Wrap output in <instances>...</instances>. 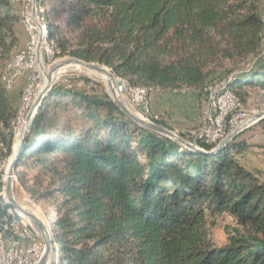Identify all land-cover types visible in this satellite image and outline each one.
Returning a JSON list of instances; mask_svg holds the SVG:
<instances>
[{"label": "trees", "instance_id": "obj_1", "mask_svg": "<svg viewBox=\"0 0 264 264\" xmlns=\"http://www.w3.org/2000/svg\"><path fill=\"white\" fill-rule=\"evenodd\" d=\"M36 2L55 56L105 65L148 99L157 90H200L212 70L227 65L234 97L244 103L254 89L264 99V0ZM20 3L0 0L5 156L14 109L3 73L18 40ZM196 143L205 152L137 124L105 91L53 84L15 169L47 220L50 264H264V180L239 162L244 141L235 137L218 149ZM2 186L0 220L10 224L18 220ZM223 214L238 227L216 245L208 218Z\"/></svg>", "mask_w": 264, "mask_h": 264}, {"label": "rangeland", "instance_id": "obj_2", "mask_svg": "<svg viewBox=\"0 0 264 264\" xmlns=\"http://www.w3.org/2000/svg\"><path fill=\"white\" fill-rule=\"evenodd\" d=\"M16 2H22L19 5H17V8L19 9V13L21 17H26V10H27V3L25 0H17ZM35 6V18H38V25L41 27L39 32V43L41 47L39 46L37 48V55H36V65H37V79L31 82V88L28 92L29 100H25L24 98V92L25 89L28 87L27 79L24 76H20L16 83L11 86L10 89H8V95L10 98V104L12 105L14 109V117L11 121V129L14 133L13 138V145L15 143L16 138V131L18 127L22 124H24V115H26L27 111L31 107V104L36 98V94L38 92V86L39 83L42 81V69H49L51 66L56 64L58 61H60L63 58H67L69 56H55L57 53V49L54 47V44L49 42L46 37V23L44 24V17H41L40 15L43 13V9L40 8L39 4H37L36 0L33 1ZM261 16L264 18V4L261 7ZM19 20V23L16 28V35L18 37L16 47L14 48V51L11 56V60H9L6 65L11 62L12 60H15L19 54H24L26 52V43L28 41V36H30V41H37L38 38V31H26L25 27L22 24L21 18ZM41 63V64H40ZM228 67V65H227ZM226 66L218 67L217 69L212 70L207 76V81L205 82V87H202L199 89H194L193 91L188 90H176L174 93L181 95L179 99L187 98L189 101H193V98L195 99V112H192L191 107L182 110V113L180 114L178 111V105L177 102H173L172 105L175 108L173 111V115L176 116L179 120L182 121L183 126L179 125L180 123L178 120H168V119H162L160 115H157L155 113H152L151 111V105L148 99V95L145 94V99L141 97V106L144 109V112H142V109L139 108H133L135 111L139 112L144 118L154 122L153 120H159L161 126L168 128L172 131H175L179 135L183 136L184 138L189 139L190 141H198V138H195L191 136V133H188L187 131L190 129H197L202 121V118L209 108L210 103V92L209 90L220 87V92L222 91V88L225 86V72L227 69ZM41 68V69H40ZM5 69V68H4ZM91 72V73H90ZM60 75V76H59ZM86 79V81H85ZM121 82L119 79L117 82ZM104 81L95 74L93 71H82L77 70L74 68H68L63 73H60L57 75V77L54 79L53 84H59L67 89H77V90H86L88 92H94V91H105L110 96L111 93L110 90L107 88V85L104 83ZM123 86L129 87L127 83L121 82ZM52 84V85H53ZM132 87H129V90L131 93H138L137 91H134ZM155 91H152L150 93L153 94ZM149 95V96H150ZM35 96V97H34ZM125 97V95L123 94ZM184 96V97H182ZM219 95H214V102L217 99ZM126 99V97H125ZM237 101V107L234 111H232V115L235 120L233 124L228 125L226 127L227 130L221 135L219 138L220 140L223 139L230 131H232L234 128L235 121L237 118L245 119L246 117H250L256 113L264 112V99L260 97V94L257 90L249 89L247 90V96L246 101L242 103L240 100H238L235 97ZM127 100V99H126ZM128 102V101H127ZM31 103V104H30ZM191 102L188 106H191ZM30 105V106H29ZM23 107L22 111V117L19 115L20 107ZM184 112V113H183ZM18 116H20V119L18 120ZM157 117V119L155 118ZM23 118V120H21ZM158 124V123H157ZM163 124V125H162ZM19 125V126H18ZM17 127V129H16ZM16 133V134H15ZM235 137L237 140L244 141L246 145L245 152L239 157V162L246 167L249 170L256 171L259 173L261 178L264 180V118L258 120L257 122L246 126L242 130H240ZM234 137V138H235ZM206 142V140H203ZM219 143V142H218ZM215 143V144H218ZM0 150V182L4 184L3 176L6 174V169L8 167L11 154L9 156H5V150L3 146ZM13 196L15 200L24 206H27L30 210L35 211L37 215L43 220V222L48 225L46 218L43 215L42 208L39 204L33 202L28 195L23 191V189L19 186V184L16 181V178L13 177ZM1 188V194H2ZM4 194V193H3ZM2 194V196H3ZM13 213L17 216V222L19 223V230L29 235L30 239L26 240L19 239L18 236L14 237V242L17 243L18 250L22 249V259L24 262L22 264H26V257H25V248L29 247V251L31 252L27 256V260L29 264H37V260L40 257L44 242L40 235H38L34 229L31 227L30 222L22 218L18 212H16L14 209H12ZM11 211V212H12ZM238 227V225L235 223L234 219L230 217L227 214L223 215H217L212 216L208 218V234L210 239L213 241L216 245H222L226 242L227 236H228V230H232L233 228ZM2 237L3 234H0ZM8 242V241H7ZM7 247V246H6ZM5 247V248H6ZM4 250V249H3ZM20 254V252H18ZM37 253H39V257L37 256ZM52 259V247L51 252L49 256L48 264H50Z\"/></svg>", "mask_w": 264, "mask_h": 264}, {"label": "water", "instance_id": "obj_3", "mask_svg": "<svg viewBox=\"0 0 264 264\" xmlns=\"http://www.w3.org/2000/svg\"><path fill=\"white\" fill-rule=\"evenodd\" d=\"M72 63L82 65L83 67H85L86 69H88L90 71L102 73V74L109 76L110 81L114 82L117 85L118 90L120 91V88H119V85L117 82V78L113 74V72L110 68H108L107 66L102 65L100 63L87 62V61H84L82 59L69 56L67 58L61 59L60 61H58L56 64H54L53 66H51L48 69L49 77H48L47 84L44 87V89H42L38 98L36 99V102L30 107V109L28 110V112L24 118V129H23L22 138H21L19 144L17 145V147L15 149H13V146H12V154H11V158H10L7 170H6L8 175H7L5 183L3 184L4 195H5V196L3 195V198L5 200V203L8 206H10L12 209H14L19 214L22 213L25 216H27V218H28L31 226L34 228L35 232L42 237L43 242H44V248H43L41 256L37 260V264H48L49 256H50V252H51L50 229H49V226L46 225L43 222V220L35 212L27 209V207H25L22 204H19L15 200V198L13 196V189H12L13 188L12 187L13 186L12 178L13 177L15 178V169H16L17 163L19 161L20 152L24 146V143H25V140L27 138V135H28L30 126L32 124V121L36 117V114L41 107V103H42L43 98L45 97V95L49 91V89L51 88L55 77H57V75H56L53 78V74L59 72L60 69L64 68L65 66H68ZM110 92H111V97L116 102V104L119 106V108L131 120H133L137 124L172 139L173 141H175L176 143H178L180 146H182L185 149H188L190 151H196V152H205V150L203 148H201L196 143V141H190L189 139L184 138L183 136L179 135L175 131H172V130L165 128V127H163V126H161L155 122H152L150 120L143 118L137 111H135L130 106V104L127 102V100L125 99V97L123 96L121 91H120V97L119 98H117L115 96L114 90H111ZM263 118H264V112H259V113H256V114L248 117L239 126H237L232 131H230L218 143L216 149L224 146L229 141H231L235 137V135L240 130L245 128L246 126L251 125V124H253V123H255L258 120L263 119Z\"/></svg>", "mask_w": 264, "mask_h": 264}, {"label": "built area", "instance_id": "obj_4", "mask_svg": "<svg viewBox=\"0 0 264 264\" xmlns=\"http://www.w3.org/2000/svg\"><path fill=\"white\" fill-rule=\"evenodd\" d=\"M34 0H25L27 3V10H26V17L27 19V28L31 31H38V38L37 41H30V36H28V41L26 43V52L24 54H19V59L14 64L10 65V68L14 71V79H12L11 83L14 85L17 79L20 76H24L27 79L28 87L25 89L24 98L25 100H29L28 92L31 88V82L36 80L37 75V65H36V55H37V48L41 45L39 43V32L41 27L38 25V18H35V13L33 12V2ZM118 85L122 94L125 95L128 103L133 108L144 109L141 106V94L142 93H131L129 87L123 86L121 82L118 81ZM210 96V103L209 108L205 112L201 124L197 129H190L187 132L191 134H197L198 140H206L207 144H215L220 142L219 134H218V126L220 125L221 118L224 115V111L226 108V102L228 101L227 94L220 92V87L214 88L209 90ZM214 95H221V103H214ZM23 107H20L19 115L22 117ZM139 113V112H138ZM140 114V113H139ZM18 116V120L20 119ZM23 120V118L21 119ZM246 119L237 118L235 121V126L241 124ZM8 224V221L3 219V226L1 230H5V225ZM26 240H29V236L25 235L24 237ZM7 240V239H6ZM8 250V245H7ZM33 251H29V247L25 248V257H26V264H29L27 260V256ZM39 257V253H37Z\"/></svg>", "mask_w": 264, "mask_h": 264}, {"label": "bare ground", "instance_id": "obj_5", "mask_svg": "<svg viewBox=\"0 0 264 264\" xmlns=\"http://www.w3.org/2000/svg\"><path fill=\"white\" fill-rule=\"evenodd\" d=\"M17 0H13V2H16ZM35 11V6H34V3H33V12ZM21 21H22V24H23V26L25 27V29H26V31L28 32V34H29V31H30V29H28L27 28V19H25V16H23L22 17V19H21ZM17 59H19V55L17 56V58L15 59V60H12L11 62H9L7 65H6V67H5V69H4V73H3V80H4V84H5V87H6V89H10L11 88V86L13 85L12 83H11V81H12V79H14V71H13V69L12 68H10V65L11 64H14L16 61H17ZM41 64V63H40ZM68 68H74V70L75 69H77V70H82V71H90V70H88V69H86L85 67H83L82 65H78V64H70V65H68V66H65L64 68H62V69H60V71L59 72H57V73H55V74H53V78L56 76V75H58V74H60V73H63V71H65L66 69H68ZM41 69V68H40ZM91 73V72H90ZM95 74L97 75V76H99L103 81H104V83L107 85V88L111 91V90H114V93H115V96L117 97V98H119L120 97V91L118 90V88H117V85L114 83V82H112V81H110V78H109V76H107V75H105V74H102V73H97V72H95ZM60 76V75H59ZM48 77H49V72H48V70L47 69H42V81L39 83V86H38V92H37V96H36V98H35V100L33 101V103L31 104V106L36 102V99L38 98V96H39V94H40V92L42 91V89H44V87L46 86V84H47V81H48ZM56 78V77H55ZM117 78V77H116ZM117 80H118V78H117ZM103 83V84H104ZM134 91H137L138 93H142L141 94V97H143L144 99L146 98L145 97V91L144 90H142V89H137V88H135V89H133ZM109 91V92H110ZM221 92H223V93H225V94H227V97H228V101L226 102V108H225V111H224V115H223V117L221 118V121H220V125L218 126V134H219V138L221 137V135L225 132V130H227L226 129V127L228 126V125H231V124H233V122H234V120H235V118L233 117V116H231L232 115V111H234L235 109H236V107H237V101H236V99H235V97L233 96V94H232V92L231 91H229L228 89H226V86H224L223 88H222V91ZM111 93V92H110ZM35 97V96H34ZM214 103H221V95H219L218 97H217V99L215 100V102ZM30 106V105H29ZM30 109V108H29ZM28 112V111H27ZM27 114V113H26ZM141 115V114H140ZM25 116L26 115H24V118H25ZM142 116V115H141ZM143 117V116H142ZM144 118V117H143ZM156 119H157V117H155ZM248 117H246L245 119H247ZM146 119V118H145ZM148 120V119H147ZM0 126H1V124H0ZM19 126V125H18ZM16 129H17V127H16ZM23 129H24V124H22L21 126H20V128L18 127V129H17V131H16V140H15V143H14V146H13V149H15L16 147H17V145L19 144V142H20V140H21V138H22V135H23ZM191 136H193V137H195V138H198V135L197 134H191ZM222 140V139H221ZM195 141V140H194ZM12 152V151H11ZM11 154V153H10ZM7 170V169H6ZM6 174H7V171H6ZM8 175V174H7ZM7 175H4L3 176V181H4V183H5V181H6V178H7ZM12 180H13V178H12ZM13 187V186H12ZM13 189V188H12ZM3 193H4V187H3ZM4 195V194H3ZM5 196V195H4ZM25 207H27V206H25ZM27 209H29L28 207H27ZM30 210V209H29ZM31 211H33V210H31ZM10 213H12L11 211H9ZM33 212H35V211H33ZM37 214V213H36ZM22 218H24L25 220H27L28 222H29V220H28V218H27V216H25L24 214H22V213H20L19 214ZM31 225V224H30ZM2 226H3V222L0 220V229H2ZM32 227V226H31ZM33 228V227H32ZM34 229V228H33ZM8 230H11L12 231V234L10 235V236H7L6 235V231H8ZM35 231V230H34ZM1 234H3V235H6V239H7V241H8V250H7V247L6 248H4V250H2V252H0V264H22V262H24L23 261V259H22V252H23V250L22 249H20V250H18V246H17V243L16 242H14L13 240H14V237L13 236H18L19 237V239H24V238H21V237H24L25 235H27L26 233H24L23 231H22V233H21V231L19 230V223L15 220V219H13V221L10 223V224H6L5 225V230H1ZM27 236H29V235H27ZM30 237V236H29ZM44 248V247H43ZM43 251V250H42ZM18 252H20V254L18 253ZM42 254V253H41ZM41 256V255H40Z\"/></svg>", "mask_w": 264, "mask_h": 264}, {"label": "crops", "instance_id": "obj_6", "mask_svg": "<svg viewBox=\"0 0 264 264\" xmlns=\"http://www.w3.org/2000/svg\"><path fill=\"white\" fill-rule=\"evenodd\" d=\"M178 90H188V91H193L194 89H178ZM176 90H157L153 94L149 96V102L151 105V111L152 113H155L157 115H160L162 119H168V120H175L176 116L173 115L172 113L174 112L173 110L175 109L172 105V103L175 101L177 102L176 104L178 105V111L181 114L182 110L187 109L191 107L192 112H195V97L193 98V101H189L187 98L179 99L181 95L176 94L174 92ZM184 97V96H182ZM192 103L191 106H188L189 103ZM184 113V112H183ZM178 122L180 123L179 125L183 126V123L181 120L176 118ZM8 245V242L5 237H2L0 235V252Z\"/></svg>", "mask_w": 264, "mask_h": 264}]
</instances>
